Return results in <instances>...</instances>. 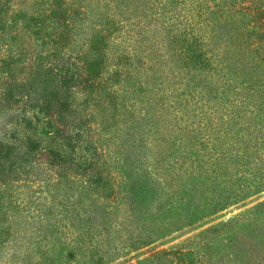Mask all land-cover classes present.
Listing matches in <instances>:
<instances>
[{
	"label": "rangeland",
	"instance_id": "obj_1",
	"mask_svg": "<svg viewBox=\"0 0 264 264\" xmlns=\"http://www.w3.org/2000/svg\"><path fill=\"white\" fill-rule=\"evenodd\" d=\"M65 1L79 11L72 17L75 24L71 31V41L69 44L64 42L65 46L57 50L65 57H75L90 45V37L100 30L104 33L103 50L107 57L108 72L120 65V56L127 55L125 68L132 73L137 72L140 80L147 78L151 81L149 85L153 94L149 96L154 101L168 94L171 84L178 81L182 82L180 87L183 88L186 83L189 87L194 86L195 100L203 95L198 93L203 83L199 81L198 72L190 70V62H182L178 55L180 49H172L167 43L172 33L177 32L171 29L168 35V24L178 20L190 23V27L185 26L186 37L190 38L189 33L201 34L206 45L202 44L200 47L203 50L213 48L215 46L208 38L211 36L210 24L205 28L206 16L217 19V14H211L210 10L226 5L225 7L232 9L227 15L228 22L220 23L216 20L214 34L225 37V42H230L231 47L235 48L231 51L235 52L240 41L246 39L255 42L256 34L260 32L259 28L250 27L249 23L253 21L245 11L252 13L255 5H264V0H165L154 9L157 13L155 16L154 12L147 8L152 0H149L147 5L142 0ZM49 2L50 0L43 6ZM7 3L11 8L9 13L23 7L22 5H28L31 11L38 8L36 0H7ZM110 19L114 21L112 25L107 22L111 21ZM138 20H144L149 25L145 32L140 30V34H136L138 27L135 24ZM9 22L10 17H6L5 23ZM17 23L22 37L31 39L32 46L38 53L44 55L49 52L45 49L54 45L50 40L57 38V32L47 20L44 24L36 26L30 24L28 28H22L21 21ZM182 26L177 27L181 29ZM36 29L40 33L39 36L32 33ZM250 31L253 32L248 35ZM42 38L48 41L47 47L40 45ZM4 42L0 35V56L6 53V45H2ZM261 43L264 45V41ZM9 46L12 52L16 49L14 44ZM213 54L214 50H210L206 57L210 56V61L213 58L212 65L216 66L220 58L213 57ZM69 59L68 63L71 61V58ZM143 62L145 64L142 65ZM37 64L38 60L35 61V66ZM178 71L180 75L176 77ZM230 80L238 85V79L232 77ZM132 81L133 78H130L120 82L108 81L106 84H112L113 90L119 89V100L121 95H126L125 99H129L130 95L120 90L130 89ZM197 82H201L199 87ZM60 85L59 79L51 84L45 81L43 86H37L40 88L35 91H24L20 96L17 94L18 101L11 104L12 106L0 103V171L7 170L11 174L10 187L3 192L4 186H0V202L4 204L5 209H9L7 214H13L10 222L13 220L14 229L31 230V226L36 225L35 230H38L41 223H48V219L41 220V223L38 221L44 217L43 214L48 208L52 211L51 215L58 220L55 227L59 228L58 232H52L53 236L56 234L54 238L49 236L51 225L48 223L43 227L46 228V236L34 235L35 232H31L33 237L24 245L11 243L9 250L5 251L4 248L0 252V264H204L207 261L209 264H236L234 255L227 256L236 235L246 234V239L249 240L250 229L258 227L263 229L259 234L264 233V118L261 115L249 120L257 126L259 132L253 131L252 125L249 130L247 128L239 132L245 139H251L249 147H246L242 140L235 139L233 144L225 145V148L230 149L224 155L219 153L218 144L211 138L200 151L195 152V145L188 144L186 140V131H179L178 135L183 140L180 145L178 142L174 144L176 149L173 153L186 155V162L181 167L179 161L175 162L171 157H164L162 165L159 162L152 164L158 159V150L162 143L164 145L167 141L164 135L168 129L160 131L161 135L160 132H150L148 139L151 146L145 151L148 159L144 166L150 171H155L161 180L160 186H164V189L149 208L138 213L131 209L134 202L129 194L106 196L107 188L103 191L93 190L92 184L86 185L77 180L57 183L54 170L65 164L60 160L61 157L64 158V153L73 145H76L74 149L78 150L77 127L80 120L74 109L86 107L82 117L84 120L86 117L90 118L95 127L91 135V145L110 153L105 156L107 163H103L102 167L110 169L109 175L113 176L121 189L125 183L116 174L117 168L114 164L122 162L123 147L119 145L126 126L132 123L128 121V113L120 109L111 126L105 128L104 116L113 113L111 104L104 102V92L108 89L103 87L98 90L102 101H98V106L97 101L88 98L84 89L73 84L69 89L71 101L61 117L58 99L62 93L56 94L55 91ZM102 85L104 86V82ZM231 94L227 93L228 96ZM139 95L141 94H138V97ZM135 99L134 97V101ZM165 101L163 99L160 102ZM222 101L219 102L222 104ZM201 102H204V98L196 105ZM148 105L156 111L159 109V105H154L152 101H149ZM183 108L185 106L181 105L177 115L185 118L182 114ZM215 108L220 114L217 104ZM130 109L135 113L137 111L134 105ZM170 111L171 108H168L163 117L159 118L160 124L165 125L168 118L175 129L178 125H183L184 122L175 124L176 119L173 114H169ZM199 111L196 109V113ZM195 121H199V114ZM255 134L258 137L255 138ZM174 135L172 132V137ZM120 148L121 154H118L117 149ZM197 148L200 147L197 145ZM187 155L197 159L194 166L201 165L197 170L193 166L192 174V169L188 168ZM101 159H104V156ZM13 160L15 172H11L12 167L9 169ZM36 161L38 165L34 164ZM24 164L32 166L30 174H25L27 169ZM66 165L68 170H73L74 162H68ZM196 173H200L199 178ZM192 176H195V180H192ZM213 178L215 180L212 182ZM201 181H204L203 186H200ZM194 183L198 189L194 196L197 198L195 203L199 206L192 209L191 206L187 207L189 197L185 194V189L191 188ZM177 189L179 191L176 192ZM182 196L183 199L180 200ZM58 212L65 214L66 219H59ZM5 216L0 214V223L3 221L4 225L7 224L3 220ZM65 223L71 226L63 227Z\"/></svg>",
	"mask_w": 264,
	"mask_h": 264
},
{
	"label": "trees",
	"instance_id": "obj_2",
	"mask_svg": "<svg viewBox=\"0 0 264 264\" xmlns=\"http://www.w3.org/2000/svg\"><path fill=\"white\" fill-rule=\"evenodd\" d=\"M36 1H38L37 10L31 11L28 5H22L23 7H19L17 10H11L9 13L11 8L7 0H0V35L2 41L5 40L2 45H6V53L4 56H0V103H5L8 106L11 104L13 105L18 101V99H16L17 94L20 96L24 91L27 93L30 90L35 91L37 88H40L37 86H43L45 81L47 84H51L59 79L61 85L58 89H55V91L56 94L59 92L62 93L60 99H58L60 102L59 108H61V117L64 116L66 109H68L67 106H69L71 101L69 98L71 94L69 89L73 84V86L84 89L87 92L86 94H88V98L97 101L96 105L98 106V101L102 102L99 98L100 95L98 90H101L103 87L104 89H108L104 92V102L108 101V103L111 104L113 113L104 116L105 128L111 126L115 115L120 112V109L128 113V121L130 120V123L132 122L130 125L126 126V130L123 132V139L119 145L123 147L122 162L114 164V167L117 168L116 174L120 176L125 183V186L121 189L119 183L117 184L113 176L109 175L110 169H103L102 167L103 163H107L105 156L110 155V153L105 149L99 150L96 146H93V144L91 145V135L95 127L91 124L90 118L86 117L84 120V117H82L86 107L82 106L77 110L74 109L73 111L80 120L77 127V134L79 135L77 141L78 150H75L74 148L76 145H73L69 148V151L64 153L65 157H61L60 160H63L65 164L61 165L60 169L54 170L57 174L56 181L58 184L70 180H77L86 185L92 184L93 190L100 189L103 191L107 188L105 193L106 196L119 195L120 193L129 194L134 202L131 209L141 213V211L150 207L152 201L157 198L164 189V186H160L161 180L157 177L155 171H150L144 166L148 159V155L145 151L148 149L149 145L151 146V141L148 139L150 132L159 133L160 131L168 129V132L164 135L167 137V141L164 142V145L162 143L158 150L159 154L157 157L159 161L155 159L152 164H157V162H159V164L162 165L164 164V157L165 159L171 157L173 160H176L175 162L179 161L180 167L186 162V155L175 154L173 150L176 149L174 148V144L178 142V145H180L183 140L178 135L181 130L186 131V140L188 144L195 145V152L200 151V149L204 147V144L208 142V139L211 138L218 144L219 153L221 155H224V153L230 149V147L225 148V145L227 143L233 144L235 139L238 141L242 140L246 143V147H249V141L251 139H245L239 132L247 128L249 130L251 125L253 131L259 132L257 126L249 122V120L259 115L264 118V45L261 43V41H264V5L263 7L255 5V9L252 13L245 11L253 21V23H249L251 24L250 27L259 28L260 32L256 34L257 41L255 42L254 40L247 41L246 39L240 41L237 44V50L235 52L231 51V49L235 48L231 47L230 42H225V37L214 34V23L216 20L220 23L228 22L227 15L232 9L225 7L226 5H220L217 9L210 10L211 14H217V19L206 16L207 25L205 28L210 24L209 32H211V36L209 35L208 38L212 40V45L215 46L213 48L203 50V48L200 47L202 44H205L201 34L189 33L190 38L186 37L185 26L190 27V23L178 20L177 22L168 24V35L171 29L177 32L172 33L167 43L172 49H180V54L178 55L181 57L182 62H190V70L198 72L200 76L199 81H203L202 85H200L201 82H197L198 87L199 85L201 87L198 93H202L203 95L198 96L195 100L196 90L194 86L189 87L186 83L183 88L180 87L182 82L178 81L171 84L168 94H164L158 98V101H154L149 96L153 94L149 85L151 81L147 78L140 80L141 78L137 75V72L132 73V71H127L125 68V64H127L125 60L128 59L127 55L120 56L118 61L120 65L108 72L106 63L107 57L105 56V50H103L104 33H101L100 30L90 37V45L81 51L79 55L77 54L75 57L71 55H68V57L63 56L61 51L57 50V48L63 45L65 46L64 42L69 44L71 41V31L75 24L72 17L73 15H77L79 10L70 7L65 0H50L45 6L43 5L49 0ZM163 1L165 0H152L151 5L147 7L148 10L153 11V14L156 16L157 13H155L154 9H157ZM142 2L147 5L150 1L142 0ZM6 17H10L9 23H5ZM151 19H154V17H151ZM151 19L150 21H154ZM46 20L52 25V29L57 32V38L50 40L54 45L48 46L49 49L45 50L49 52L43 55L38 53L36 48L32 46L33 41L31 39L22 37L17 22H23L22 28H28L30 24H33V26L40 23L44 24ZM110 20L111 21L107 22L112 25L114 21L112 19ZM178 25L183 26L180 29L177 27ZM135 26L138 27L136 28V34H140V30L145 32L146 28H149L148 23L144 20L136 21ZM252 32L253 31H250L248 35ZM32 33L38 36L40 34L38 29L32 31ZM46 35L48 36L49 34ZM44 38L40 40V45L42 47H47L48 41ZM10 44L15 45L16 49L13 52L9 48ZM210 50H214L213 57L217 56L220 58V62L218 61L219 64L216 63V66L212 65V62L214 63L212 57L211 61L210 56L206 57L207 52ZM69 58H71V61L68 63L67 59ZM133 58H135V56ZM36 60H38V67L37 65L35 66ZM141 64L143 65L145 63L143 62ZM4 72L5 75H3ZM179 75L180 71L176 73V77ZM145 76L147 77V73ZM193 76L194 75H192V77ZM136 77L138 79H136ZM232 77L238 79V85L232 83L230 80ZM2 78L4 79L2 80ZM130 78H133L132 87L126 90L121 88L122 90H120L128 93V95H130L129 99H125L126 95H121L119 100V89L113 90L112 84H106L108 81L116 80L120 82V80H130ZM103 82L104 86L102 85ZM228 92L232 94L228 96ZM138 94L141 95L138 97ZM134 97L136 98L135 101ZM203 98L204 102L196 105L197 102ZM163 99L166 101L163 103L160 102ZM131 100L133 101L131 102ZM149 101H152L154 105H159V109L156 111L154 107L148 105ZM219 101H222V104ZM216 104L220 109V114H218V109L215 108ZM133 105L137 108L136 113L134 110L130 109ZM181 105L185 106V108L182 109V114L185 118L181 115H177ZM204 106L205 108H203ZM168 108H171L169 114H173L174 119H176L175 124L184 122L183 125H178L179 127L175 129L168 121V118L165 120V125L160 124L159 118L163 117L162 115H164ZM196 109L200 111L196 113ZM158 113L160 115H158ZM68 114H70L69 110ZM196 114H199V121L197 122L195 121ZM189 118H191V121H189ZM237 125H239V127H235ZM172 132L175 133L173 137ZM161 134L162 132H160V135ZM247 134H249V132ZM256 137H258L257 134H255V138ZM197 145L200 148H197ZM120 150L121 148L117 149L118 154H121ZM55 156L59 157V155ZM102 156H104V159H101ZM179 158L181 160H178ZM53 159L56 158L53 157ZM196 161L197 159L192 158L191 155H187V162H189L188 168L192 169L190 174L194 172L193 164H195ZM14 162L13 160L9 166V169L12 167L11 172H15L16 169ZM68 162H74L73 170H68L66 165ZM34 164L38 165L39 163L36 161ZM23 166L27 169L25 174H30L32 172L31 165L24 164ZM194 168H196V170L200 169L201 165L196 164ZM196 174L197 178H199L200 173ZM10 176L11 174H9L7 170L0 171V186H4L3 192L11 185V183H9L11 180ZM191 178L195 180V176ZM214 180L215 178L211 181L213 182ZM203 182L204 181H201L200 186H203ZM194 184L191 188L185 189V194L189 197L187 207L191 206L192 209L199 206L195 203L197 198L194 196L197 194L198 189L196 188V183ZM114 186H116V188H114ZM69 188L71 187H68V189ZM84 188L87 189V187ZM177 191L179 190L177 189L176 192ZM7 196H10V194H7ZM65 198H67V196ZM182 199L183 196L180 197V200ZM3 205L4 204L0 202V214L6 215L3 220L6 221L7 224L4 225L3 221L0 223V252H2L4 248L6 249L5 251L9 250L11 243L22 246L25 242H29V239L33 237L31 232H35L34 235L46 236V234H44L46 228L43 227L48 223L51 225V234L49 236H53L52 232L59 231V228L55 227L58 220L51 215L52 211L49 208L44 212V217L38 219L39 222L48 219V223L43 225L40 222L41 225L38 230H35L36 225H32L31 230L28 228L22 231H20V229H14V225H12L13 220L10 222V217H13V214H7L9 209H5L6 207ZM57 215L59 219H66V215L63 213L58 212ZM70 226L69 223L63 224V227L69 228ZM262 231L263 229L260 227L250 229V233H248L250 235L249 240L246 239V234L236 235L235 242H233L232 246L229 248L227 256H229V254L234 255V260H237V263L235 262L236 264H264V233L259 234ZM83 233L84 232H82V234ZM54 236H56V234H54ZM259 239L261 241H259ZM70 250L71 248L68 251ZM204 264H209V261Z\"/></svg>",
	"mask_w": 264,
	"mask_h": 264
}]
</instances>
